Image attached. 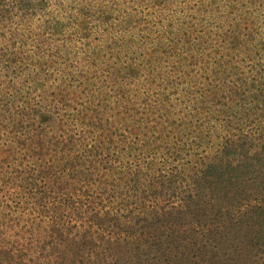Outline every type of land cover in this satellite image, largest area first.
<instances>
[{"label":"trees","instance_id":"trees-1","mask_svg":"<svg viewBox=\"0 0 264 264\" xmlns=\"http://www.w3.org/2000/svg\"><path fill=\"white\" fill-rule=\"evenodd\" d=\"M234 21L213 64L186 43L14 51L32 63L0 75V264H264V59Z\"/></svg>","mask_w":264,"mask_h":264},{"label":"rangeland","instance_id":"rangeland-1","mask_svg":"<svg viewBox=\"0 0 264 264\" xmlns=\"http://www.w3.org/2000/svg\"><path fill=\"white\" fill-rule=\"evenodd\" d=\"M241 16L254 18L242 34L255 31L251 33L255 39L249 38L251 46L259 44L258 56L264 59V0H0V75L19 76L22 71L20 80H24L32 57L13 64L9 58L19 46L35 57L32 50L38 41L46 45L47 53L58 49L74 65L86 63L92 50L114 41L133 44L128 46L132 49L173 43V54L186 43L190 55L193 52L198 60L204 57L203 62L213 64L222 55L217 46L231 43L230 29L238 33L243 28L233 25ZM184 34L193 35L190 43L182 40ZM163 166L156 158L149 170Z\"/></svg>","mask_w":264,"mask_h":264}]
</instances>
